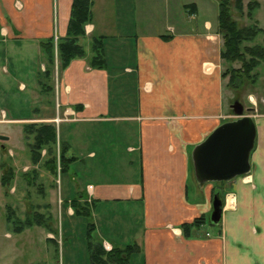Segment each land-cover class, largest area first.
<instances>
[{
    "label": "crops",
    "instance_id": "1",
    "mask_svg": "<svg viewBox=\"0 0 264 264\" xmlns=\"http://www.w3.org/2000/svg\"><path fill=\"white\" fill-rule=\"evenodd\" d=\"M91 1L80 39L86 56L56 76L53 107L49 98L45 113L21 117L15 106L29 108L35 93L41 95L45 66L39 42L66 35L72 0H0V93L10 105L0 109V123L56 126L58 141L75 158L69 171L75 166L76 190L67 182L66 215L74 217L69 203L81 195L91 207L98 240L119 248L138 245L127 264L132 258L137 264H264V115L253 117L256 139L247 175L199 185L191 161L194 148L230 121L216 2V23L198 19L209 11V0L182 3L195 24L186 21L177 29L154 20L141 25L137 0ZM93 37L103 38L102 69L90 65ZM107 126L117 133H103ZM110 150L123 157L102 179L100 164ZM78 172L92 175L78 179ZM215 192L224 194L219 223L205 221L185 237L183 224L210 218ZM43 264L64 263L57 258Z\"/></svg>",
    "mask_w": 264,
    "mask_h": 264
},
{
    "label": "rangeland",
    "instance_id": "2",
    "mask_svg": "<svg viewBox=\"0 0 264 264\" xmlns=\"http://www.w3.org/2000/svg\"><path fill=\"white\" fill-rule=\"evenodd\" d=\"M170 4L167 6V2ZM137 0V18L144 24L145 20L157 21L156 24L162 25L169 24L177 29L183 27L186 21L189 22L190 26L194 25L195 21H191L189 15L181 9L182 3L187 0ZM210 9L209 11L200 13L198 19L209 18L216 23L215 6L212 4L213 1L216 4L219 0H209ZM254 0H243L244 4V16L240 17L234 7V0H230V9L233 19L239 24V26H252L256 25L259 29L263 30V34L248 45L260 44L264 38V0H255L259 3V7L251 20L245 16L246 5L253 2ZM179 8H178V7ZM217 8V5H216ZM218 14V9H217ZM144 20V21H143ZM160 30V26L158 28ZM222 41V39H221ZM239 68V63H233L231 65L222 62V71L224 72L229 67ZM54 78V85H56V75ZM252 74H255L254 82L250 79H243L242 83L238 88L232 89L227 84L223 85L224 94V108L230 115V121L235 120L234 114L231 110V105L234 102H238L243 106L244 115L256 116L264 115V63H261ZM0 93V109L9 110L10 105L7 104V96ZM48 95L38 96L35 93L37 100L32 102L31 107L27 108L23 104L21 106H15L14 110L21 114L23 117L26 112L30 115L33 110L39 109L40 113H45L46 109L49 110L47 98ZM49 97V96H48ZM52 107L54 105L53 97ZM46 105V106H45ZM58 106H56V109ZM247 109H253L252 112H246ZM60 115L61 111L58 110ZM35 114V112H33ZM30 121H28L29 123ZM88 131H93L94 128H87ZM86 129V130H87ZM74 127L71 129L73 132ZM103 133H117L116 128L113 126H107L103 129ZM97 131V130H94ZM98 133V132H96ZM0 136H6L9 141H0V162L5 161L12 166L15 171V178L12 182L10 189L5 193V189L0 186V264H43L54 262L57 258L64 264H88V253L86 251V232L88 224L92 223L95 225V221L92 218H86L81 216L68 217L66 215V207L63 203L66 197L67 182L70 183L71 188H75L76 183L71 181L72 172L68 171L63 175H59L56 178L48 173L42 166H33L29 160V150L26 146V141L22 133V126L16 123H0ZM108 135L105 134L102 140H105ZM74 143V142H73ZM97 147V146H96ZM74 148V145H73ZM74 151V150H72ZM117 151V148H116ZM116 151H107L104 157V164H100L102 168L101 174L104 176L102 179H107L116 168H119V159L122 155L116 154ZM75 152V151H74ZM44 152H42V155ZM76 156V155H75ZM110 157V162H107ZM88 165V162H86ZM118 166V167H117ZM36 169L38 178L32 186H27L22 174L31 173L32 170ZM108 170L110 172H108ZM0 171V175H1ZM75 175V174H74ZM92 174L78 172L76 178L83 179L89 178ZM102 177V176H99ZM68 180V181H66ZM41 188L42 192H39ZM64 204V205H63ZM120 214L124 217L122 211L123 206L118 205ZM10 208V210L8 209ZM130 212L132 210H129ZM34 212H39L45 216L46 223L56 232V236L49 234L43 227H32L24 229L23 232H15L14 223L6 222V215L10 214L11 221L24 220L26 215H32ZM68 212L72 213L71 209ZM49 217L51 219L49 220ZM132 221L135 230H138L137 217L135 213L132 214ZM96 234V233H95ZM48 235L50 238H54L56 244L47 241L45 236ZM118 235L123 236V232H119ZM105 243V242H104ZM112 248V247H111ZM57 251V253H56ZM129 264H137L135 258H132Z\"/></svg>",
    "mask_w": 264,
    "mask_h": 264
},
{
    "label": "trees",
    "instance_id": "3",
    "mask_svg": "<svg viewBox=\"0 0 264 264\" xmlns=\"http://www.w3.org/2000/svg\"><path fill=\"white\" fill-rule=\"evenodd\" d=\"M91 0H72L70 17L63 38H55L52 36L39 42L41 54L44 62V72L40 75L39 93L42 96L48 95L52 98L54 95V78L55 73L64 70L71 61L86 56V51L80 43V39L85 36V25L91 19ZM234 7L240 17L244 16L243 0H234ZM259 7L257 1H253L246 5L245 16L253 19ZM217 31L222 39V48L220 58L223 63L229 65L239 63V68L232 66L222 72V77L228 79V86L232 89L238 88L243 79H250L254 82L255 74L253 71L264 63V38L260 44L248 45L253 42L258 35L263 34V30L256 25L239 26L233 19L230 9V0H219L217 3ZM92 56L90 65L96 69H102L105 66L103 56V38L93 37L91 39ZM35 113L39 109L34 110ZM22 133L29 150V160L33 166H42L48 173L55 178L68 172L71 164L75 161L74 157L67 155L68 147L58 141L57 129L51 123L29 122L22 126ZM42 152L44 154L42 155ZM5 161L0 162V186L7 193L15 178V171L12 166ZM27 186H32L38 178L36 169L31 173L22 174ZM41 193V188H38ZM215 195L217 192L214 193ZM223 202L224 194H217ZM64 205V204H63ZM69 207L74 216L91 218V207L81 195H78L70 201ZM10 210V208H8ZM10 214L6 215L7 223H14L15 232L21 233L24 229L43 227L49 234L55 235L56 232L46 223L45 216L39 212L32 215H26L24 220L11 221ZM51 217H49V220ZM205 221L210 222L209 217L203 216L195 219L191 224H183L182 231L185 237L191 236V229L201 227ZM11 223V224H12ZM56 244L54 238L47 239ZM86 249L88 253V264H127L131 255L139 251L136 244L127 245L125 247H114L106 251L103 243L95 236L94 224L89 223L86 232Z\"/></svg>",
    "mask_w": 264,
    "mask_h": 264
},
{
    "label": "water",
    "instance_id": "4",
    "mask_svg": "<svg viewBox=\"0 0 264 264\" xmlns=\"http://www.w3.org/2000/svg\"><path fill=\"white\" fill-rule=\"evenodd\" d=\"M231 110L236 119L218 126L191 154L194 175L199 185L227 182L250 172L256 126L252 116L244 115L240 103L232 104ZM7 140L8 137L0 136V141ZM222 210L223 202L216 194L212 199L209 218L213 225L219 223Z\"/></svg>",
    "mask_w": 264,
    "mask_h": 264
},
{
    "label": "built area",
    "instance_id": "5",
    "mask_svg": "<svg viewBox=\"0 0 264 264\" xmlns=\"http://www.w3.org/2000/svg\"><path fill=\"white\" fill-rule=\"evenodd\" d=\"M55 40H56V38H55ZM59 121H60L59 119H56V123H58ZM230 205H232V204H230ZM103 247L106 251L111 250V246L107 243H103Z\"/></svg>",
    "mask_w": 264,
    "mask_h": 264
},
{
    "label": "flooded vegetation",
    "instance_id": "6",
    "mask_svg": "<svg viewBox=\"0 0 264 264\" xmlns=\"http://www.w3.org/2000/svg\"><path fill=\"white\" fill-rule=\"evenodd\" d=\"M235 103V102H234Z\"/></svg>",
    "mask_w": 264,
    "mask_h": 264
}]
</instances>
